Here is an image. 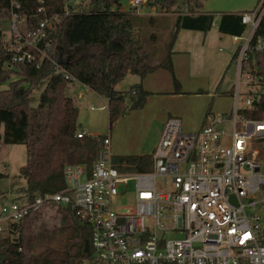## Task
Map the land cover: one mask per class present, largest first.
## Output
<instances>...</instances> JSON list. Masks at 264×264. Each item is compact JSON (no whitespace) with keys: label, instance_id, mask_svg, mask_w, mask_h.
Wrapping results in <instances>:
<instances>
[{"label":"built area","instance_id":"2783aa9c","mask_svg":"<svg viewBox=\"0 0 264 264\" xmlns=\"http://www.w3.org/2000/svg\"><path fill=\"white\" fill-rule=\"evenodd\" d=\"M80 3L66 0L64 14ZM145 3L131 0L130 8L139 14ZM20 5L10 0V38L2 45L8 59L1 66L39 67L48 61L69 85L79 82L49 54L47 31L59 24L60 15L45 14L28 28L14 11ZM239 15L245 29L231 35L237 77L229 110H209L191 132L183 130L178 116L167 117L147 171L119 170L110 136H104L91 168L64 165L61 190L32 202H3L0 233L53 204L71 207L89 226L95 264H264V31L258 30L264 0ZM84 136L86 130L76 133ZM129 181H134L132 200L118 206Z\"/></svg>","mask_w":264,"mask_h":264},{"label":"trees","instance_id":"16d2710c","mask_svg":"<svg viewBox=\"0 0 264 264\" xmlns=\"http://www.w3.org/2000/svg\"><path fill=\"white\" fill-rule=\"evenodd\" d=\"M179 1L182 5H192L194 9L201 5L197 0H147V5L155 6L159 12H174ZM20 3L14 11L26 18L28 28H35L39 18L45 14L60 15L59 24L47 31L49 54L61 62L77 81L106 99L110 125L125 113L126 94L131 93L130 109L141 107L149 94L140 83L128 91L118 90L116 86L126 74L143 78L163 68L172 74L173 84L178 85L171 51L156 61L155 52L145 48L135 35L130 13L121 10L118 0H89L86 8L81 3L75 4L71 7L76 11L68 15L64 14L66 0H20ZM175 12L176 30L169 41V50L179 29L205 32L212 26L213 15L210 13ZM10 16V0H0V21ZM244 29L239 13L220 16L219 32L240 34ZM258 30L264 31V15ZM110 42L114 45L109 53ZM79 46H99L100 49L76 56L74 50ZM7 59L8 55L0 44V85L7 82L9 74L18 75L6 88H0V143L25 146L26 160L22 171L25 186L13 200L25 198L32 202L35 196L64 187V165L80 163L91 168L104 136L76 137L80 130L77 125L78 107L66 93L68 81L54 73L50 62L44 61L39 67L34 63H20L7 69L1 66ZM42 83L44 88L38 104L31 106L32 90ZM151 154L114 155L112 162L121 171H147L151 168ZM5 176L0 172V179ZM2 203L0 201V205ZM42 209L29 212L20 222L12 223L0 233V255L6 256L0 264H95L91 230L75 217L71 207L56 206L57 212L64 215L61 224L66 226L63 221H68L71 227L67 229L69 232H65L63 226H52V232L60 234L54 243H51L52 237L44 224L39 231L36 230L35 224L42 216Z\"/></svg>","mask_w":264,"mask_h":264},{"label":"rangeland","instance_id":"374dc122","mask_svg":"<svg viewBox=\"0 0 264 264\" xmlns=\"http://www.w3.org/2000/svg\"><path fill=\"white\" fill-rule=\"evenodd\" d=\"M118 1L121 9L130 13L135 35L145 48L155 52L156 61L173 48L171 60L174 76L177 81L178 79L182 81L183 90L189 93L173 96L171 92L176 91L174 88L176 85L173 84L172 74L163 69V72L153 74L145 80L147 83L145 89L161 91V93L149 92L144 104L133 109H130L131 93L126 94L124 101L126 111L111 125L108 121V109L104 97L80 82L68 85L66 93L78 107L77 125L80 129L86 130L87 135L92 137L110 136L109 149L112 156L149 154L157 144L163 122L168 115L181 118L183 130L191 132L200 127L204 115L209 110L220 112L231 108V94L235 90L237 77V65L233 56L235 42L232 41L230 34L223 35L218 31V21L224 13L252 11L260 0H197L201 4L198 9H194L192 5H182L179 1V5L174 7L175 11L210 13L215 23L205 32L188 33L185 29H179L176 33L178 40L175 42V37L171 50L168 49V44L176 30L175 11L159 12L155 6H148L146 0L141 12L135 14L130 8L131 0ZM80 2L84 8L89 4V0H80ZM10 26V19L0 21L1 46L10 38ZM99 49V46H79L74 50V55L94 53ZM17 77V74H9V79L1 84L0 88H6L8 83ZM241 79L243 80L244 76ZM141 82L139 76L128 73L116 88L128 91L134 84ZM43 88L44 83L32 90L31 106L35 107L38 104ZM80 90L84 91V97L81 99L77 97ZM201 118L202 121L198 126ZM25 160L26 151L23 144L0 143V172L6 175L0 179V192H3V196H0L1 202L16 198L19 190L25 186L22 174ZM133 190L134 181H129L126 195L117 200V205H127L132 200ZM63 216L62 212H57L55 205L48 204L42 209V216L35 224L36 230L39 231L44 224L52 237L51 243L57 242L60 234L53 233L51 228L55 225L63 226L61 224ZM63 222L66 223V226H63L64 231L69 232L67 229L71 225L68 221Z\"/></svg>","mask_w":264,"mask_h":264},{"label":"crops","instance_id":"0c3cea01","mask_svg":"<svg viewBox=\"0 0 264 264\" xmlns=\"http://www.w3.org/2000/svg\"><path fill=\"white\" fill-rule=\"evenodd\" d=\"M121 10H123V9H121ZM125 11V10H124ZM198 12H200V11H198ZM201 13V12H200ZM176 16H177V13L175 12V20H176ZM218 26V25H217ZM218 28V27H217ZM185 30H187L188 31V33H190V32H198V30H190V29H185ZM219 31V30H218ZM221 33V32H220ZM221 34H223L224 35V33H221ZM186 35H189V34H186ZM191 35H193V34H191ZM230 35H232V34H230ZM204 37L206 38V34H204ZM178 40V37H176V39H175V42ZM178 50H182V49H178ZM174 51H173V48H172V50H171V53H173ZM177 52H181V51H177ZM182 52H189V51H182ZM160 53V52H159ZM159 53L157 54V57H158V55H159ZM159 72H163V68H159V69H156L155 71H153V72H151V73H149V74H147L146 76H144L143 78H140L141 79V86H142V89L143 90H145V91H148V92H150V94H156V93H161V91H151V90H148V89H145L146 87H147V83H145V80H146V78L147 77H150L151 75H153V74H156V73H159ZM162 75V74H161ZM183 83H182V81L180 80V79H178V85L176 86V87H174V88H176V91L174 90V91H172L171 93H172V95L173 96H179V95H181V94H185V93H189V92H185L184 90H183ZM90 89V88H89ZM91 90V89H90ZM93 91V90H92ZM69 95V94H68ZM103 97V96H102ZM102 108V107H101ZM170 115H168V117H169ZM167 119V118H166ZM165 119V120H166ZM181 119V118H180ZM201 121H202V118H201V120H200V122H199V124H198V126L200 125V123H201ZM164 123V122H163ZM163 126V125H162ZM162 130V129H161ZM196 130V129H195ZM158 142V141H157ZM154 149V148H153ZM153 151V150H152ZM141 155V154H140ZM24 166H25V162H24V165L22 166V171H23V169H24Z\"/></svg>","mask_w":264,"mask_h":264},{"label":"water","instance_id":"95a60500","mask_svg":"<svg viewBox=\"0 0 264 264\" xmlns=\"http://www.w3.org/2000/svg\"><path fill=\"white\" fill-rule=\"evenodd\" d=\"M114 45V42H110L109 45H108V48H109V53H110V50H112V47ZM6 256L5 255H0V259L3 261L5 260Z\"/></svg>","mask_w":264,"mask_h":264}]
</instances>
